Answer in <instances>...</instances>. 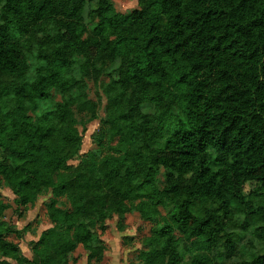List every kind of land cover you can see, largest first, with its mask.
<instances>
[{
  "label": "trees",
  "instance_id": "obj_1",
  "mask_svg": "<svg viewBox=\"0 0 264 264\" xmlns=\"http://www.w3.org/2000/svg\"><path fill=\"white\" fill-rule=\"evenodd\" d=\"M90 1L0 0V183L16 196L7 223L0 194V264H71L80 245L93 264L107 221L123 231L134 211L152 228L132 264L239 256L240 218L264 245V0ZM104 72L105 105L84 78ZM48 193L30 259L5 234Z\"/></svg>",
  "mask_w": 264,
  "mask_h": 264
},
{
  "label": "rangeland",
  "instance_id": "obj_2",
  "mask_svg": "<svg viewBox=\"0 0 264 264\" xmlns=\"http://www.w3.org/2000/svg\"><path fill=\"white\" fill-rule=\"evenodd\" d=\"M115 9L119 12H127L138 6V0H112ZM94 6V1L91 0L87 6V10ZM87 13L85 14V19L88 27L92 29L95 19L89 17ZM87 84V94L94 101L102 102L103 105L106 104V97L104 95V90L106 85L109 83V77L104 72L98 77H84ZM55 100H60L61 95L53 94ZM100 113L103 115L104 111L101 110ZM100 129L99 120L93 121L88 124L87 130L83 132V145L82 153L86 152L95 147L93 142V136ZM81 130V129H80ZM71 164L77 165L78 160H71ZM161 178L163 176L161 175ZM0 194L3 196L4 200L9 204V208L6 210L4 215V221L9 222L11 216L14 214L16 204L14 202L16 196L13 192L3 186L0 183ZM51 197V193L45 196H40L35 204V207L31 208L24 218H21L17 222L18 230L25 228V232L22 237H19L16 233H6L5 236L16 243L19 244L22 253L28 258L32 259V252L29 248V242L32 240H38L41 232L49 227H51V221L48 217L47 208L45 202H47ZM63 205L70 207L66 199H63ZM161 215H167L168 210L161 208ZM118 216H114L109 219L107 223L109 228L101 232V238L105 241L106 250L102 255L100 261H95L93 264H132L138 262V254L142 250L146 249L144 245L145 239L151 234L150 230L152 228V223L150 221L144 220L138 212H131L124 217V230L120 231L117 224ZM242 218L235 221L231 230L235 234L236 242H238L239 256H234L229 259L221 256L219 253L216 256L215 264H233V261H237L243 258H249L255 253L262 251L264 245L256 238L253 229L244 230L241 227ZM125 236H130L132 239H126ZM219 252V251H218ZM188 255L184 256V261L188 263ZM12 261V260H11ZM14 262V261H12ZM15 263V262H14ZM71 264H87V253L82 245H80L70 257Z\"/></svg>",
  "mask_w": 264,
  "mask_h": 264
}]
</instances>
